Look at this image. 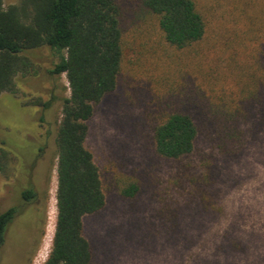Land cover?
<instances>
[{
	"label": "rangeland",
	"instance_id": "obj_1",
	"mask_svg": "<svg viewBox=\"0 0 264 264\" xmlns=\"http://www.w3.org/2000/svg\"><path fill=\"white\" fill-rule=\"evenodd\" d=\"M118 1L121 68L115 89L94 105L85 139L106 198L83 217L91 264H264V0H194L205 32L182 49L164 39L140 0ZM26 54L31 74L17 77L16 93L0 94V144L13 154L0 172V212L19 206L0 264H42L55 227L54 219L46 238L58 98L69 95L68 82L47 76L58 60L50 48ZM54 88L60 97L42 110ZM239 105V127L227 137L215 107ZM173 111L198 127L192 152L178 159L157 154L152 139ZM130 186L136 192L124 195ZM29 188L37 196L27 204Z\"/></svg>",
	"mask_w": 264,
	"mask_h": 264
},
{
	"label": "trees",
	"instance_id": "obj_2",
	"mask_svg": "<svg viewBox=\"0 0 264 264\" xmlns=\"http://www.w3.org/2000/svg\"><path fill=\"white\" fill-rule=\"evenodd\" d=\"M140 4L156 17L164 39L175 48H186L203 37L205 23L194 0H140ZM123 13L118 0H18L7 8L0 0V94L16 93L17 77L31 74L26 52L43 46L58 56L47 76L65 74L68 82L69 95L58 98L62 105L54 138L56 217L50 251L42 264L92 262L83 217L102 209L106 198L93 155L85 146L87 122L94 105L116 86L123 58ZM53 91H48L47 101H39L42 110L60 97ZM242 109V105L232 110L215 107L224 115L227 137L238 129L236 117ZM45 130L49 137L51 125ZM197 134V124L189 114L173 111L153 128L155 151L168 159L181 158L192 152ZM5 147L0 144V172L9 158ZM135 192V186L123 190L128 196ZM36 196L33 188L22 191L27 204V199ZM18 207L0 212V248Z\"/></svg>",
	"mask_w": 264,
	"mask_h": 264
},
{
	"label": "bare ground",
	"instance_id": "obj_3",
	"mask_svg": "<svg viewBox=\"0 0 264 264\" xmlns=\"http://www.w3.org/2000/svg\"><path fill=\"white\" fill-rule=\"evenodd\" d=\"M54 200L55 199H52L51 201L48 202L47 221H49V225L47 226V230H46L47 231L46 238H48V236L53 232V227H52L51 223H54V219H55V208H54V204H53Z\"/></svg>",
	"mask_w": 264,
	"mask_h": 264
},
{
	"label": "crops",
	"instance_id": "obj_4",
	"mask_svg": "<svg viewBox=\"0 0 264 264\" xmlns=\"http://www.w3.org/2000/svg\"><path fill=\"white\" fill-rule=\"evenodd\" d=\"M39 151H40V149H39ZM40 152H41V151H40ZM8 155H9V156L11 155V156L13 157L12 152H9ZM55 167H56V166H55ZM55 169H56V168H55ZM10 176H11V175H10ZM10 176H9V177H10Z\"/></svg>",
	"mask_w": 264,
	"mask_h": 264
}]
</instances>
